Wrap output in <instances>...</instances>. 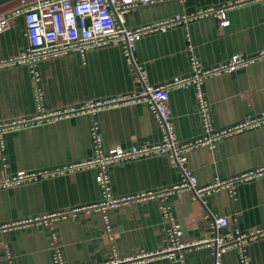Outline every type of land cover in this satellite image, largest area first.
Segmentation results:
<instances>
[{"label": "crops", "instance_id": "obj_1", "mask_svg": "<svg viewBox=\"0 0 264 264\" xmlns=\"http://www.w3.org/2000/svg\"><path fill=\"white\" fill-rule=\"evenodd\" d=\"M21 3V2H20ZM20 5V4H19ZM228 24L213 14L198 13L227 7ZM14 9V8H13ZM13 9L0 11L8 13ZM176 16H188L165 29L147 32L134 43L130 57L122 44L109 42L83 53L70 51L30 68L15 64L0 68V124L31 119L41 113L98 102L140 90L138 72L158 87L176 77L193 74L192 62L203 70L227 62L231 56L252 58L264 52V0H173L129 10L123 26L135 29ZM28 47L22 16L12 17L0 33V62ZM200 90L214 131L226 130L264 114V57L229 73L205 78ZM197 87L169 90V109L177 142L193 143L205 136L199 116ZM98 128L102 151L120 146H154L162 141L158 119L146 102L124 103L95 114L68 115L9 130L3 135L0 179L18 172H55L93 157L92 123ZM184 167L197 186L226 180L264 167V123L219 138L212 146L186 152ZM110 195L125 198L160 192L180 185L183 172L168 153H154L110 165ZM97 169L53 173L12 188H0V226L73 208L103 199ZM164 202L183 238L202 240L214 235L248 232L264 226V174L239 181L232 191L221 189L195 198L188 190L107 211L105 234L97 212L0 232V264H54V248L64 264H102L114 248L120 257L154 253L169 244V223L162 216ZM228 225L215 228L213 219ZM248 264H264V235L246 242ZM185 264H215L214 248L201 245L183 253ZM138 264H176L159 257ZM219 264H240L237 248L221 254Z\"/></svg>", "mask_w": 264, "mask_h": 264}, {"label": "built area", "instance_id": "obj_2", "mask_svg": "<svg viewBox=\"0 0 264 264\" xmlns=\"http://www.w3.org/2000/svg\"><path fill=\"white\" fill-rule=\"evenodd\" d=\"M173 0H35L33 2L21 1L20 5L5 14H0V33L9 26L12 17L22 16L25 26V33L28 40V47L19 54L0 62V68L15 64H24L30 68L34 80L36 79L35 64L50 58L64 55L70 51L83 53L85 50L98 47L109 42H119L122 44L125 54L130 57L134 43L147 32L158 29H165L173 23L186 20L188 16H176L172 19L154 23L147 26H140L135 29H128L123 26L125 14L138 6L154 4ZM209 9L206 12L198 13L197 16L213 13L218 19L220 26L228 24L225 19V10L228 8ZM264 57V52L252 57L243 58L233 55L222 64L203 70L196 61L192 62L193 74L189 77H176L163 86H152L145 82L144 74L138 72L137 82L140 90L130 95H122L108 100L98 102H86L81 106L70 105L63 110L41 113L31 119L13 120L0 124V160L3 161V135L9 130L22 126H27L43 120H53L68 115L82 113L95 114L97 111L124 103L146 102L158 119V124L162 131V141L154 146H131L121 148L114 146L105 153L102 151V140L98 133L97 125L93 122L91 127V139L94 154L90 159L70 164L55 172L24 173L18 172L11 177L0 179V188H12L31 180H37L53 173L73 172L83 169H97L96 181L101 188L103 199L88 206L73 208L69 211L48 214L32 219L10 222L0 226V232L17 227H25L32 224L44 223L51 225L58 219L73 218L77 215L97 212L100 215L105 234L109 232L107 211L128 206L130 204L145 202L149 200H164L170 193L175 191H191L195 198H200L203 194L221 189L232 191L239 181L251 180L252 178L264 174V167L255 172L233 176L226 180L215 179L206 186H197L196 178L184 167L186 162V152L197 146H212L216 140L222 137L241 132L245 129L253 128L264 123V114L259 117L246 119L226 130L214 131L208 116L207 104L200 90L203 79L217 76L222 73L232 72L240 67L253 63L256 59ZM197 87V98L199 101V116L205 131V136L201 140L193 143L177 142L169 109V90L173 88L186 87L189 84ZM154 153H168L171 162L180 168L184 175V180L180 185L156 192H143L125 198H113L110 195L109 176L107 169L110 165L118 164L130 159H136ZM162 216L168 221L167 230L169 244L163 250L154 253H141L135 256L120 257L114 248H111L108 259L102 264H138L144 263L159 257H165L176 262L185 264L183 253L194 247L201 245H211L214 248L215 264L220 263L221 254L231 248H237L240 254V264H248L244 246L249 240H253L264 235V226L254 228L248 232L232 235H214L202 240H187L183 238L182 228L179 223L172 221L164 202L160 205ZM215 228H223L228 225L225 217L213 219ZM54 248V264H64Z\"/></svg>", "mask_w": 264, "mask_h": 264}, {"label": "trees", "instance_id": "obj_3", "mask_svg": "<svg viewBox=\"0 0 264 264\" xmlns=\"http://www.w3.org/2000/svg\"><path fill=\"white\" fill-rule=\"evenodd\" d=\"M21 1H22V0H13V1H11V2H8V3H6V4L2 5V6H0V11L6 10V9H13V8H16V7L19 6V4H20ZM24 1L30 3V2H33V1H35V0H24Z\"/></svg>", "mask_w": 264, "mask_h": 264}, {"label": "water", "instance_id": "obj_4", "mask_svg": "<svg viewBox=\"0 0 264 264\" xmlns=\"http://www.w3.org/2000/svg\"><path fill=\"white\" fill-rule=\"evenodd\" d=\"M11 1H13V0H0V6L6 4L8 2H11Z\"/></svg>", "mask_w": 264, "mask_h": 264}]
</instances>
